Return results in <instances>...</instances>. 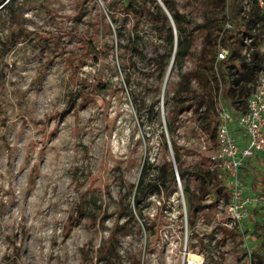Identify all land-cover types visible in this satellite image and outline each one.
I'll use <instances>...</instances> for the list:
<instances>
[{
	"label": "rangeland",
	"instance_id": "rangeland-1",
	"mask_svg": "<svg viewBox=\"0 0 264 264\" xmlns=\"http://www.w3.org/2000/svg\"><path fill=\"white\" fill-rule=\"evenodd\" d=\"M173 1L199 22L208 0ZM117 2L16 0L15 9L24 6L13 20L0 10V264H104L95 257L111 243L122 264L133 257L166 264L168 256V264H179L178 187L163 196L148 191L137 204L133 198L141 183L155 179L164 157L172 161L170 140L184 167L208 169L215 143L190 111L177 115L167 133V71L161 77L151 63L167 47L148 20L119 13L110 20L106 7ZM133 38L140 54L130 50ZM128 60L125 86L119 65ZM194 62L184 59L182 69ZM247 162L241 179L253 191L252 170L264 186V154ZM180 181L181 188L198 189L189 175ZM226 192L203 197L201 204L210 206L196 214L200 227L188 239L208 244V264H242L238 235L218 225ZM126 204L135 206L131 219L120 214Z\"/></svg>",
	"mask_w": 264,
	"mask_h": 264
},
{
	"label": "trees",
	"instance_id": "trees-1",
	"mask_svg": "<svg viewBox=\"0 0 264 264\" xmlns=\"http://www.w3.org/2000/svg\"><path fill=\"white\" fill-rule=\"evenodd\" d=\"M5 1L6 3L0 10L7 13L12 20L19 18L24 4L19 3V9H15L13 3L16 0H0V6ZM160 1L168 11L172 23L157 0H118L114 5H107L106 14L110 20L113 19L115 13L130 18L148 20L154 33L162 39L167 47L166 52L157 54L151 59V63L162 73L161 77L172 62L167 78L168 88L165 92L163 91V104L167 107L165 116L167 133L173 132L177 115L184 111H190L194 123L206 139L215 143L217 118L213 109L210 80L216 82L214 62L218 46L220 45L227 50V57L221 60L217 67L218 77L222 83V98L231 110H244L261 68L262 56L258 49L262 39H264V5L259 6L257 0H208L201 4L200 20L195 22L189 20L185 13L179 11L173 0ZM226 20L232 24L229 29L224 28ZM195 34H198L196 37L199 39L196 53L194 52ZM245 38L250 40L247 46L251 55L249 61H246L242 52L245 46L243 42ZM11 39L10 36L8 42ZM129 41H131L130 50L140 54L137 48V38ZM190 58L195 60L194 65L183 70L182 61ZM128 63L129 60L123 61L119 65L120 70L124 72L123 83L125 86L130 84L131 79ZM173 68H175L174 71ZM107 86L108 84L105 88ZM162 138L165 139L164 134H162ZM170 142L178 175L180 177L189 175L198 186L196 192L189 189L188 185L183 188L188 228L192 229L196 214L210 206L201 204L203 197L220 192L223 186L216 172L211 169L202 165L184 167L180 163L176 142L174 140H170ZM245 166L242 168L243 171L246 169ZM255 173L252 170L251 180L247 181L251 182L252 188L255 187L254 194L260 200H264V186L258 187L254 177ZM174 182L172 162L164 157L161 165L157 167L155 179L147 185L141 183L138 186L139 193L133 198V202L139 203L148 194V191L150 194L155 189L157 191L159 187L167 192L168 187ZM224 196L227 201V194L224 193ZM121 210L120 214L127 219L134 217L135 206L131 208L126 204L121 207ZM262 210H264V206L261 204L254 208L251 223L246 229L254 244L255 264H264V217H262ZM143 227L147 232L151 230V227L146 223H143ZM222 229L225 233L236 234L234 231ZM191 245L205 250L208 247V244H203L201 240L198 244ZM113 252L111 243L110 246L100 249L95 259L104 264H122L120 257L114 256ZM132 264H139L138 259L133 257ZM210 264L222 263L211 259Z\"/></svg>",
	"mask_w": 264,
	"mask_h": 264
},
{
	"label": "built area",
	"instance_id": "built-area-1",
	"mask_svg": "<svg viewBox=\"0 0 264 264\" xmlns=\"http://www.w3.org/2000/svg\"><path fill=\"white\" fill-rule=\"evenodd\" d=\"M259 6L264 5V0H257ZM232 24L226 20L224 28H231ZM221 36V35H220ZM243 54L246 61L250 60V50L247 49L250 40L244 39ZM262 56L261 68L251 94L249 95L244 110H231L222 98V83L218 77L217 67L221 60L227 57V50L220 45L216 52L214 73L216 82L210 80L212 87L213 109L217 118L216 141L213 154L210 156L211 170L216 172L223 188L226 189L227 201L223 208V220L218 222L219 227L228 231H234L239 237L238 252L242 256V264H255L254 244L246 229L251 223L254 208L260 204L264 206V200H260L249 186L241 181V170L245 163L254 157L256 153H264V39L258 49ZM174 171V184L180 192L182 213V238L179 241V264H208L207 251L189 244V237L200 227L198 217L194 219V226L188 229L187 212L185 207L184 192L181 188L180 176L177 173L176 164L172 159ZM155 193L163 196L166 192L161 187ZM264 217V210H262ZM141 227H143V223ZM155 233V225L152 226ZM145 230V229H144ZM207 243V242H206ZM149 254V253H148ZM192 254L194 259L189 260ZM153 255V253L149 254ZM170 256L166 259V264ZM143 264V261L140 263Z\"/></svg>",
	"mask_w": 264,
	"mask_h": 264
},
{
	"label": "water",
	"instance_id": "water-1",
	"mask_svg": "<svg viewBox=\"0 0 264 264\" xmlns=\"http://www.w3.org/2000/svg\"><path fill=\"white\" fill-rule=\"evenodd\" d=\"M157 1H158L159 5L162 7V9L164 10V12H165V14L167 15V17L169 18V20L171 21V17H170V15H169L168 11L166 10V8L163 6V4L161 3L160 0H157ZM171 23H172V21H171ZM172 26H173V24H172ZM169 72H170V68H168V70H167V72H166V75H165V78H164L163 89H164V87H165V84H166V81H167V78H168Z\"/></svg>",
	"mask_w": 264,
	"mask_h": 264
},
{
	"label": "bare ground",
	"instance_id": "bare-ground-1",
	"mask_svg": "<svg viewBox=\"0 0 264 264\" xmlns=\"http://www.w3.org/2000/svg\"><path fill=\"white\" fill-rule=\"evenodd\" d=\"M188 258H189V260H192V259H194V256L192 254H190Z\"/></svg>",
	"mask_w": 264,
	"mask_h": 264
},
{
	"label": "crops",
	"instance_id": "crops-1",
	"mask_svg": "<svg viewBox=\"0 0 264 264\" xmlns=\"http://www.w3.org/2000/svg\"><path fill=\"white\" fill-rule=\"evenodd\" d=\"M242 172V171H241Z\"/></svg>",
	"mask_w": 264,
	"mask_h": 264
}]
</instances>
